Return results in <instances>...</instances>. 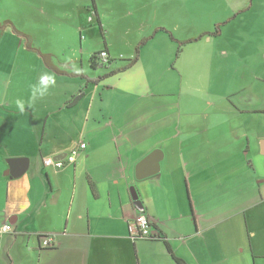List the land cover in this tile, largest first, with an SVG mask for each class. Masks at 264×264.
Here are the masks:
<instances>
[{
    "label": "crops",
    "instance_id": "1",
    "mask_svg": "<svg viewBox=\"0 0 264 264\" xmlns=\"http://www.w3.org/2000/svg\"><path fill=\"white\" fill-rule=\"evenodd\" d=\"M99 1L139 26L131 49L106 40L96 52H108L110 66L94 68L83 39L96 32L95 18L106 19ZM191 1L223 12L218 33L180 40L157 25L151 13L174 0H45L42 13L79 19L80 48L68 42L59 53L53 42L2 38L0 225L15 231L0 234V264H264V41L252 38L264 34V0H181V8ZM172 35L191 41L178 53ZM33 48L83 75L55 72ZM204 65L209 84L196 83ZM81 142L74 161H50ZM156 148L160 172L137 179V163ZM14 157L29 159L22 176L8 174ZM140 212L158 237H130ZM41 235L55 246L43 247Z\"/></svg>",
    "mask_w": 264,
    "mask_h": 264
},
{
    "label": "rangeland",
    "instance_id": "2",
    "mask_svg": "<svg viewBox=\"0 0 264 264\" xmlns=\"http://www.w3.org/2000/svg\"><path fill=\"white\" fill-rule=\"evenodd\" d=\"M180 1L174 0V3L178 4H175L172 8L169 7L166 9V12L163 11L156 15H152L153 13H151L152 19H156L157 25L164 23L166 26L173 28L175 36L180 40L192 37L198 38L207 32H215L216 24L223 12H219L215 8V5L206 4L200 6V4L195 1L190 2L188 10L185 8L183 9L180 6ZM42 4L45 5V0H0V42L2 38L7 35L5 38L12 42L14 41L13 44L15 45L19 44V41H23L25 45L27 42L36 43L37 39L40 41L53 42L57 46L56 50L59 53H64L65 46L68 42L80 48L81 33L79 28L80 24L78 23L79 19L75 20L76 16L72 17L66 14H63L62 18H57L48 13L44 14L41 12ZM61 7L67 8L63 3ZM102 7H104L103 2L99 1V8L101 11H103ZM132 7L133 5L131 4L125 5V9H131ZM69 8L73 9L72 3H70ZM103 12L106 15V19L102 21L103 26L98 22V19L95 18L91 25L97 27L96 34L91 31L86 34L84 37L85 39H83V54L86 60L88 59V53L103 49L106 45V40L113 50L125 51L134 46L136 40L135 36H137L136 30L139 23L134 22L132 19L121 20L117 12H106V10ZM183 12L185 16L182 20L181 13ZM86 21L87 20H85V22ZM1 25H3V27H1ZM91 25L87 23L86 28L89 29ZM68 30H71L72 34H70ZM239 32L243 34V32ZM253 32L254 35L252 38L256 39V42L260 40L264 41V34H260V31H258L257 34L255 31ZM177 38L174 37V39L178 40ZM157 44L162 45L163 43L162 41H157ZM257 44L258 49L263 46L260 45L262 43ZM207 48L206 44H202L201 47H199L202 52L206 51ZM211 49L212 44H210V50ZM44 50H46V47H44ZM251 52L253 55H257L258 53L254 47H252ZM207 68L208 67L204 65L200 69V73L195 80L196 83H199L202 79L203 84H209V72ZM76 69H78L77 66ZM259 74L263 77L264 69L261 68ZM261 81L264 83V77ZM261 81L259 82L262 84L260 87L264 85ZM218 93L222 94V92ZM207 98V93L202 92V97L200 99L203 101ZM202 106L203 105H199V108H203Z\"/></svg>",
    "mask_w": 264,
    "mask_h": 264
},
{
    "label": "built area",
    "instance_id": "3",
    "mask_svg": "<svg viewBox=\"0 0 264 264\" xmlns=\"http://www.w3.org/2000/svg\"><path fill=\"white\" fill-rule=\"evenodd\" d=\"M99 58L103 63H107L109 60V54L106 51H101L99 54ZM86 144L81 142L78 145L74 146L69 154H66V157H63L62 159H51L53 164H55L57 167H61L64 165V159H67V161L72 162L74 161V157L79 153L80 149H85ZM46 162H49L46 160ZM152 219L143 213H138L131 221H129L128 228L130 237L133 239H149L158 237L157 234L154 233V229L152 226ZM14 227L10 223H2L0 225V234H7L10 232H14ZM41 244L43 247H49L52 248L55 246V242L53 238H51L49 235H41Z\"/></svg>",
    "mask_w": 264,
    "mask_h": 264
},
{
    "label": "water",
    "instance_id": "4",
    "mask_svg": "<svg viewBox=\"0 0 264 264\" xmlns=\"http://www.w3.org/2000/svg\"><path fill=\"white\" fill-rule=\"evenodd\" d=\"M261 146V152L264 153V139L261 141ZM163 156L164 154L162 150H160V148H156L148 154V156L140 160L136 165V178L142 179L160 172L161 167L159 161L163 159ZM60 157H64V154L60 155ZM8 163L10 165L8 174L13 177L22 176L29 169V159L25 157L10 158L8 159ZM134 197L137 199L136 194ZM154 233L158 234L155 230Z\"/></svg>",
    "mask_w": 264,
    "mask_h": 264
},
{
    "label": "trees",
    "instance_id": "5",
    "mask_svg": "<svg viewBox=\"0 0 264 264\" xmlns=\"http://www.w3.org/2000/svg\"><path fill=\"white\" fill-rule=\"evenodd\" d=\"M9 22H10V21H9ZM6 24H7V23H6ZM10 24H11V22H10ZM1 27H3V25H1ZM219 30H220V28H219V26H217L215 32H212V33L207 32V33L201 35L199 38H201V37H203V36H205V35L216 34V33L219 32ZM173 37H174V36L172 35V38H173ZM189 41H191V40L189 39V40H186V41H182V42H180V46H179V49H178V53H180L181 48H182V45H184L185 43H187V42H189ZM33 49H34V48H33ZM138 49H139V48H138ZM34 50H36V49H34ZM36 51H37V52L40 54V56L43 58V60H44V62L46 63V65H47L48 67H50L51 69L55 70V72H57V73H59V74H60V73H67V74H69L70 76L83 75V74H81V73H70V72H65L64 70H60V69L55 65V63H54V61L52 60L50 54L41 53L39 50H36ZM104 51H105V50H104ZM100 52H101V50L98 51V52H95V53L92 55V57H91V62H92V65H93L92 67L97 68V67H108V66H110L111 59L108 60L107 64H104V63L101 61V59L99 58V54H100ZM178 53H177V54H178ZM136 58H137V57H136ZM136 58H134V60L129 61V63H128L126 66H124V67H121V68H118V69H116V68L111 69V70L108 72V74L111 75V74H114V73H118V72H120V71H124L125 69H127V68L130 67V66H133V65L135 64ZM89 79H90L91 81H99V80L101 81V80L103 79V77L89 78ZM79 97H80L79 95L74 96L70 104H75L76 101L79 99ZM175 258H176V260L178 261L179 264H187V263H186L184 260H182L181 258H178V257H175Z\"/></svg>",
    "mask_w": 264,
    "mask_h": 264
},
{
    "label": "clouds",
    "instance_id": "6",
    "mask_svg": "<svg viewBox=\"0 0 264 264\" xmlns=\"http://www.w3.org/2000/svg\"><path fill=\"white\" fill-rule=\"evenodd\" d=\"M41 83L44 85H47L49 83V79L47 77H43L41 80ZM41 94L43 93L41 92ZM21 108H23V105H21Z\"/></svg>",
    "mask_w": 264,
    "mask_h": 264
}]
</instances>
